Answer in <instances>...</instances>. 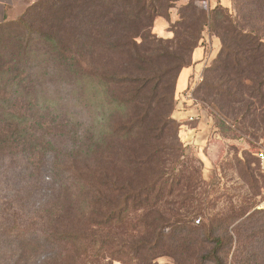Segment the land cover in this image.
<instances>
[{
    "label": "trees",
    "instance_id": "obj_1",
    "mask_svg": "<svg viewBox=\"0 0 264 264\" xmlns=\"http://www.w3.org/2000/svg\"><path fill=\"white\" fill-rule=\"evenodd\" d=\"M174 1L33 0L18 5L0 23V35L14 23L24 30L0 40V162L18 157L37 161L61 133L57 103L46 91L59 77L68 80L78 106L96 109L106 103L124 109L108 152H101L103 133L97 138L101 130L92 126L87 157L95 168L79 178L86 185L76 181L83 193L68 200L72 206L53 210L49 220L59 221L71 212L84 216L90 209L91 214L78 230L54 225L48 239L61 252L45 264H83L90 247L103 245L105 225L121 224L130 204L133 220L142 227L133 228L134 259L154 254L166 243L184 253L211 239L214 246L202 253L204 260L227 264L232 245V264L264 259V207L236 205L210 214L199 200L193 201L201 181L195 168L174 166L184 154L177 139L179 123L171 116L178 75L193 63L192 53L202 45L206 29L219 39L220 49L205 70L199 94L225 112L231 102L264 98V0H230L235 14L219 2L206 9L196 1L208 0H190L179 6L172 21ZM157 18L167 22L171 38L154 33ZM164 40L174 42L172 51L160 49ZM251 106L245 102V111ZM214 123L222 135L229 130L221 118ZM110 154L121 158L120 167L116 162L115 168L105 166L103 158L110 159ZM167 164H173L171 172ZM166 196L175 198L170 203L174 209L164 207ZM194 219L203 223L194 225ZM163 228L170 231L168 239ZM34 243L17 240L19 261L28 257ZM75 245L82 248L73 256L67 246Z\"/></svg>",
    "mask_w": 264,
    "mask_h": 264
},
{
    "label": "rangeland",
    "instance_id": "obj_2",
    "mask_svg": "<svg viewBox=\"0 0 264 264\" xmlns=\"http://www.w3.org/2000/svg\"><path fill=\"white\" fill-rule=\"evenodd\" d=\"M33 0H18V5H24ZM190 0H176L169 9L172 21L178 18L179 6ZM211 2V1H210ZM198 6L213 7L214 2H198ZM229 10L235 14V7L230 2ZM156 23L154 33L163 39L172 37L168 30L169 25L163 18ZM15 24V23H14ZM2 33L0 40H7L8 36L23 33V27H14ZM204 40L197 48L200 50L197 65L189 69V77L186 85L181 90L174 88V108L171 116L179 123L177 139L182 145L184 156L180 157V165L184 169H196L201 183L196 189L195 201L199 200L205 212L224 213L236 205L248 208L255 205L256 208L264 207V159L259 153H264V98H245L239 103H229L227 111H221L210 98L201 96L197 91L207 67L217 56L220 49L219 39L209 30L203 32ZM161 42L160 49L172 51L174 42ZM169 63V62H167ZM189 66V67H191ZM187 68V67H186ZM175 71H169L171 79ZM177 82V81H176ZM68 80L57 78L46 89L50 98L56 102L58 111L55 112L61 133L55 135L51 144L47 146L43 157L34 161L31 157L8 158L0 162V264H45L61 252V246L53 244L48 239V233L58 224L59 227L68 230L81 229L90 211L81 216L71 212L61 220H49L51 213L57 208H64L70 202L77 200L79 190L77 180L85 184L82 179L88 169L93 170L95 163L90 160L87 150L92 142V126L95 125L97 138H103L101 152H108L113 141L115 142V130L119 129L121 122V110L117 104H104L99 108H85L78 106L75 94L71 87L66 85ZM104 97V95H103ZM245 102H252L251 110L245 111ZM103 114V115H102ZM102 115V116H101ZM100 117V118H99ZM221 118L229 127L227 133L222 135L215 126V118ZM191 118V119H190ZM113 134H115L113 136ZM174 137V136H173ZM173 139L171 138V141ZM176 142V140H175ZM104 164L109 169L120 167L122 161L119 156L110 154V159H104ZM167 172H171L173 164H167ZM127 174L124 175V177ZM80 176V177H79ZM123 177V178H124ZM139 178V177H138ZM86 185V184H85ZM72 194V195H71ZM167 204L164 207L174 209L176 205L174 197L166 196ZM72 206V204H70ZM131 204L127 216L121 224L105 225L102 239L103 245L90 247L83 264H215L213 261L204 260L201 255L205 250L214 245L212 239L209 242H201L195 249L182 253L180 249L166 243L161 250H154L141 259L132 257L134 242L132 237L134 225L137 230H142L140 224L133 220ZM165 217H169V210H164ZM67 217H70L67 220ZM200 219V217L195 218ZM193 224L199 226L201 220ZM235 225L233 223L229 226ZM108 226H110L108 228ZM166 239L170 234L167 228H163ZM30 238L34 247L28 257L19 261L17 259V240ZM199 238H202L201 235ZM213 238V237H212ZM82 247L67 246L72 253L80 252ZM234 246L226 257V263L232 264L231 256ZM82 252V251H81ZM162 252L166 254L158 255ZM156 255V256H155ZM158 255V256H157ZM257 259L251 264H261Z\"/></svg>",
    "mask_w": 264,
    "mask_h": 264
},
{
    "label": "crops",
    "instance_id": "obj_3",
    "mask_svg": "<svg viewBox=\"0 0 264 264\" xmlns=\"http://www.w3.org/2000/svg\"><path fill=\"white\" fill-rule=\"evenodd\" d=\"M18 0H0V23L4 21L6 18H9L14 10H16L18 6ZM219 2L222 6L229 7L230 5V0H208L209 3L211 2ZM160 21L158 18L155 21V26L156 23ZM154 26V28H155ZM200 50L198 48L194 49L192 53V60H193V65L197 63V60H199V52ZM197 65V64H195ZM192 69L193 67H187L183 68L177 78L176 82V89L181 90L184 85H186L188 77H189V69Z\"/></svg>",
    "mask_w": 264,
    "mask_h": 264
},
{
    "label": "built area",
    "instance_id": "obj_4",
    "mask_svg": "<svg viewBox=\"0 0 264 264\" xmlns=\"http://www.w3.org/2000/svg\"><path fill=\"white\" fill-rule=\"evenodd\" d=\"M191 119V118H190ZM259 157L261 158V159H264V153L263 152H260L259 153Z\"/></svg>",
    "mask_w": 264,
    "mask_h": 264
}]
</instances>
